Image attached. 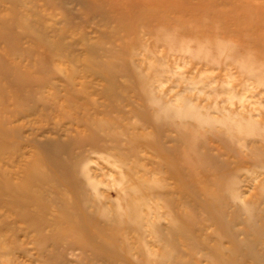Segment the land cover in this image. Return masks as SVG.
<instances>
[{
  "label": "rangeland",
  "instance_id": "rangeland-1",
  "mask_svg": "<svg viewBox=\"0 0 264 264\" xmlns=\"http://www.w3.org/2000/svg\"><path fill=\"white\" fill-rule=\"evenodd\" d=\"M0 264H264V0H0Z\"/></svg>",
  "mask_w": 264,
  "mask_h": 264
}]
</instances>
